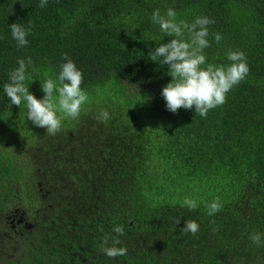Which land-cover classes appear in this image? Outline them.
Returning a JSON list of instances; mask_svg holds the SVG:
<instances>
[{
    "label": "trees",
    "instance_id": "1",
    "mask_svg": "<svg viewBox=\"0 0 264 264\" xmlns=\"http://www.w3.org/2000/svg\"><path fill=\"white\" fill-rule=\"evenodd\" d=\"M40 2L0 0V264H264V244L249 238L264 234V0ZM169 8L177 21H214L206 63L246 55L248 76L206 118L173 113L161 96L172 77L150 52L172 37L152 14ZM12 23L31 27L26 46ZM28 58L25 86L38 99L67 59L83 72L88 100L55 135L4 91ZM187 220L195 235L183 232ZM114 226L127 254L109 258L101 248Z\"/></svg>",
    "mask_w": 264,
    "mask_h": 264
},
{
    "label": "clouds",
    "instance_id": "2",
    "mask_svg": "<svg viewBox=\"0 0 264 264\" xmlns=\"http://www.w3.org/2000/svg\"><path fill=\"white\" fill-rule=\"evenodd\" d=\"M47 0H41L40 7H45ZM152 22L159 25L160 31L168 37V42L160 44L150 52V60L168 66V74L172 80L163 87L161 96L166 101L169 111L177 113L181 108L191 110L206 118L209 110L222 106L227 101V94L250 72L246 55L243 51H230L228 60L232 63L228 66H216L206 63L204 49L210 47L208 25L214 23L209 17H197L193 22L177 21L174 9L169 8L164 15L157 9L152 14ZM11 35L18 47L26 46L29 41L31 27L25 28L22 24L10 25ZM186 33L188 34L186 38ZM216 43L222 39L219 33L214 35ZM67 57V53H65ZM32 63L31 58L27 62L24 59L18 61V67L9 73V83L4 85V91L11 104L21 107L26 103L27 116L37 127L46 128L48 135L57 134L66 118L77 119L80 116L82 105L88 100L86 91L81 88L83 72L71 60L67 59L62 64L58 82L48 79L42 83V90L46 95L38 99L35 94L25 86L27 68ZM58 93V95H54ZM60 113V115H58ZM107 111L101 112L97 119L106 122L109 119ZM182 206L190 210L197 208V202L185 198ZM208 215L212 216L221 211L223 205L219 198L213 200L207 206ZM179 223V221H177ZM199 230V224L194 220H187L183 225V232H191L195 235ZM112 246H107L109 237L104 238L101 251L109 258H116L127 254L126 247H117L120 244L119 236L124 234L122 226H114ZM250 240L257 246L264 244V234L253 231Z\"/></svg>",
    "mask_w": 264,
    "mask_h": 264
}]
</instances>
